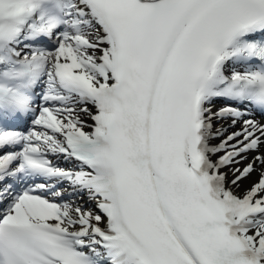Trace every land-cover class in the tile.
Here are the masks:
<instances>
[{
	"label": "snow or ice",
	"instance_id": "snow-or-ice-1",
	"mask_svg": "<svg viewBox=\"0 0 264 264\" xmlns=\"http://www.w3.org/2000/svg\"><path fill=\"white\" fill-rule=\"evenodd\" d=\"M0 264H264V0H0Z\"/></svg>",
	"mask_w": 264,
	"mask_h": 264
},
{
	"label": "bare ground",
	"instance_id": "bare-ground-1",
	"mask_svg": "<svg viewBox=\"0 0 264 264\" xmlns=\"http://www.w3.org/2000/svg\"><path fill=\"white\" fill-rule=\"evenodd\" d=\"M247 183V182H246Z\"/></svg>",
	"mask_w": 264,
	"mask_h": 264
}]
</instances>
